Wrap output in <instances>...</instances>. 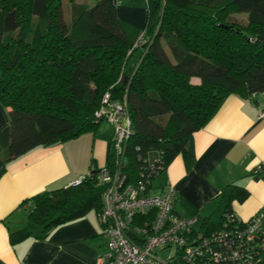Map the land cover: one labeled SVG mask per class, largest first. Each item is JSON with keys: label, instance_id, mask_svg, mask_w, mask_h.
I'll return each instance as SVG.
<instances>
[{"label": "trees", "instance_id": "16d2710c", "mask_svg": "<svg viewBox=\"0 0 264 264\" xmlns=\"http://www.w3.org/2000/svg\"><path fill=\"white\" fill-rule=\"evenodd\" d=\"M145 1L146 42L131 65L138 50L130 57L127 52L142 31L118 19L113 0H68L69 22L62 0H0L7 162L94 132L102 123L94 114L108 92L112 100L125 98L129 112L123 167L129 181L153 180L179 155L187 166L194 163L193 134L227 96L264 93V0ZM192 78L200 84L192 85ZM113 156L111 139L107 164ZM92 172L78 186L27 201L30 222L47 233L91 210L98 214L103 185ZM247 196L244 188L228 185L220 194L221 223L204 221L202 235L225 229L226 216L237 218L231 203ZM28 235L11 236V244Z\"/></svg>", "mask_w": 264, "mask_h": 264}, {"label": "crops", "instance_id": "0c3cea01", "mask_svg": "<svg viewBox=\"0 0 264 264\" xmlns=\"http://www.w3.org/2000/svg\"><path fill=\"white\" fill-rule=\"evenodd\" d=\"M117 17L143 31L146 1L122 0ZM139 54L140 50L136 51L128 63L132 65ZM190 83L198 85L200 81L192 78ZM261 110L264 93L227 96L208 123L193 134L194 163L187 166L179 155L151 181L152 193L166 186L174 188V214L194 219L195 234H203L204 221L214 226L221 223L225 204L220 194L228 185L248 193L245 201L231 203L238 219L246 221L264 209V120L258 118ZM102 124L90 132L91 136L37 147L7 162L4 132L9 117L8 109L0 104V264H97L106 253L96 211L44 233L30 222L31 207L27 203L39 194L65 189L91 169L97 172L107 164L113 127ZM24 230L29 235L12 245L10 237Z\"/></svg>", "mask_w": 264, "mask_h": 264}, {"label": "built area", "instance_id": "2783aa9c", "mask_svg": "<svg viewBox=\"0 0 264 264\" xmlns=\"http://www.w3.org/2000/svg\"><path fill=\"white\" fill-rule=\"evenodd\" d=\"M113 3L120 7L122 0ZM144 36L143 30L127 56L141 50L146 42ZM94 116L114 127L113 159L97 176L103 185L102 207L97 217L107 247L97 264H260L264 254V209L246 221L226 216L223 221L226 228L217 233L195 234L194 219L186 220L174 214L173 187L152 193L149 176L129 181L123 169L124 147L131 133L125 98L112 100L106 92ZM258 118L264 120V110ZM158 173H153L154 177ZM92 175L91 169L69 186H78Z\"/></svg>", "mask_w": 264, "mask_h": 264}, {"label": "rangeland", "instance_id": "374dc122", "mask_svg": "<svg viewBox=\"0 0 264 264\" xmlns=\"http://www.w3.org/2000/svg\"><path fill=\"white\" fill-rule=\"evenodd\" d=\"M62 6H63V13H64V18H65V20L66 21H70V5H69V3H68V0H62ZM241 18V17H240ZM243 19V20H242ZM237 20H239L238 21V23H243V21H245V18L243 17V18H241V19H237ZM234 21H236V20H234ZM102 127H104V126H106V125H110L111 127H113V125L111 124V123H109V122H107V121H102ZM113 133H114V127H113ZM86 135H92L91 133L89 134V133H87V134H83V136H86ZM83 136H82V138H83ZM113 136V135H112ZM101 169V168H100ZM100 169H98V171L96 172V175L98 176V178L100 177L99 175H100ZM98 182H99V180H98ZM170 253V251H167V254H169ZM172 253V252H171Z\"/></svg>", "mask_w": 264, "mask_h": 264}, {"label": "water", "instance_id": "95a60500", "mask_svg": "<svg viewBox=\"0 0 264 264\" xmlns=\"http://www.w3.org/2000/svg\"><path fill=\"white\" fill-rule=\"evenodd\" d=\"M259 39L262 40V41H264V36L259 37ZM126 80L127 79L125 78V83H126Z\"/></svg>", "mask_w": 264, "mask_h": 264}]
</instances>
